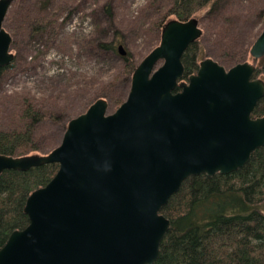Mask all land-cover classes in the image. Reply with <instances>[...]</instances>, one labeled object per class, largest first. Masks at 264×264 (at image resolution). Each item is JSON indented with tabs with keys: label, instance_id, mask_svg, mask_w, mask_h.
<instances>
[{
	"label": "water",
	"instance_id": "95a60500",
	"mask_svg": "<svg viewBox=\"0 0 264 264\" xmlns=\"http://www.w3.org/2000/svg\"><path fill=\"white\" fill-rule=\"evenodd\" d=\"M12 2L0 0V68L14 59L3 27ZM202 34L195 17L169 20L114 112L99 98L48 153L0 154V174L58 166L27 197L28 225L9 235L0 264H153L169 228L160 211L182 182L235 172L264 146V115L252 118L264 81L252 63L225 69L205 58L182 80V56ZM249 56L264 57V29Z\"/></svg>",
	"mask_w": 264,
	"mask_h": 264
},
{
	"label": "trees",
	"instance_id": "16d2710c",
	"mask_svg": "<svg viewBox=\"0 0 264 264\" xmlns=\"http://www.w3.org/2000/svg\"><path fill=\"white\" fill-rule=\"evenodd\" d=\"M158 2L161 3L157 7L155 4L150 6V9H154L150 29L157 30L159 35L169 20L197 18L195 15L198 12L208 8V16L197 18L203 29L202 37L215 34L212 40L214 57L226 69L250 58L249 49L264 29V6L256 11L261 27L249 32L242 40L235 27H230V31L227 29L231 6L226 4H232V1ZM35 13L26 14L28 18L24 24L29 36L55 35L57 18L54 9L48 11L44 7ZM223 31H226V38ZM198 42L192 43L182 56V80H187L198 69ZM114 44V41H110L98 44V47L113 51ZM122 59L123 75L129 79L138 64L130 59L128 53ZM14 60L0 68V75L14 66ZM251 63L255 66L252 78L264 81V57L252 59ZM113 80H118V77ZM114 83H107L110 89ZM97 94L93 99H99ZM24 96L19 102L18 99L14 101L13 111L18 114L17 122L10 128L0 129L2 155L20 157L46 154L54 148L41 147V140L36 137V127L44 120L46 111L34 97L29 94ZM126 96V93L119 95L112 89L101 97H106L108 108L115 110ZM263 115L264 95L255 107L252 118ZM57 169L56 164H48L26 172L6 170L0 174V248L13 231L22 230L28 225V217L24 213L27 197L32 191L44 187ZM160 213L169 220V228L153 264H264V146L255 150L249 161L235 172L199 175L184 180Z\"/></svg>",
	"mask_w": 264,
	"mask_h": 264
},
{
	"label": "rangeland",
	"instance_id": "374dc122",
	"mask_svg": "<svg viewBox=\"0 0 264 264\" xmlns=\"http://www.w3.org/2000/svg\"><path fill=\"white\" fill-rule=\"evenodd\" d=\"M158 1L13 0L3 27L12 35L14 44L10 51L15 60L14 66L0 75V129L17 122L14 101L29 94L46 111L44 120L36 127V137L41 140V147L55 148L68 122L83 113L97 93L98 98L105 100L101 96L112 89L119 95L128 94L131 78L123 75V59L117 48L122 46L138 64L159 44V33L150 29L154 11L150 6L157 7L161 3ZM229 1L232 4H226L231 6L227 29L235 27L243 40L261 27L256 11L264 6V0ZM44 7L48 11L54 9L56 34L30 37L24 24L26 14H36L37 9ZM207 11L208 8L203 9L195 16L205 18ZM199 27L202 29L200 24ZM213 39L215 34L198 39L199 62L205 58L216 61ZM110 41L115 42L113 51L98 47ZM247 61L252 62V58ZM115 77L118 80H113ZM111 81H115L112 89L107 84ZM114 111L108 108L107 113Z\"/></svg>",
	"mask_w": 264,
	"mask_h": 264
}]
</instances>
